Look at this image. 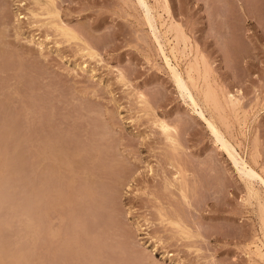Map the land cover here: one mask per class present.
<instances>
[{"label": "rangeland", "instance_id": "rangeland-1", "mask_svg": "<svg viewBox=\"0 0 264 264\" xmlns=\"http://www.w3.org/2000/svg\"><path fill=\"white\" fill-rule=\"evenodd\" d=\"M47 1L0 0V264H264V187L250 197L180 95L144 7ZM147 2L171 63L264 178V0Z\"/></svg>", "mask_w": 264, "mask_h": 264}, {"label": "bare ground", "instance_id": "bare-ground-1", "mask_svg": "<svg viewBox=\"0 0 264 264\" xmlns=\"http://www.w3.org/2000/svg\"><path fill=\"white\" fill-rule=\"evenodd\" d=\"M138 1V4L140 3V5H142V7H144V9H145V13H146V15H144L145 17H146V20H147V24L150 26V28L153 30V32L152 33H154V35H155V37L156 38H154V39H156V41L159 43H157V45H159V49H160V51H161V53H163V56H164V61H165V64L167 65V67H168V70H169V72L171 73V76H172V79H173V81H174V83H175V85H176V89H178L179 90V92H180V95L184 98V100H185V102H187L188 103V106L190 107V109L198 116V118L207 126V129L209 130V132L211 133V135L215 138V140L218 142V144H220V147L225 151V153L227 154V156H228V159L231 161V163L233 164V166H234V168H235V170L237 171V174L239 175L238 177H240L239 179L240 180H242V181H244V183H246V186H247V190H248V192H249V195H250V197H252V198H255V199H259V198H261V195H262V193H261V188H257V184L258 185H261V186H263L264 187V178L259 174V173H257L251 166H250V163L248 164L247 163V161L244 159V156L242 157L241 156V154L237 151V148H235L232 144H231V142L225 137V135L223 134V130L221 131V127H219L218 126V123H217V121L215 120L216 118H214V116L213 115H210V116H208V113L207 112H205L204 111V107H202L199 103V101L197 100V98H196V95H194V93H193V90H192V88H191V86H190V84L188 83V81L183 77V75H182V72H181V70L179 69V67H178V65L177 66H175V65H173V63H171V58H169L168 57V54H166V52H165V50L166 49H164V47L165 46H163V44H162V42H161V40L163 39L162 37V35H161V30H159L158 28H157V25H156V17H155V15H154V9L148 4V2H147V0H137ZM235 1V0H234ZM48 3H50V4H53V2H51V0L49 1H47ZM243 2V1H242ZM252 2V1H251ZM41 3V2H40ZM46 3V2H45ZM206 4V3H205ZM53 6V5H52ZM208 6H210V5H208ZM206 7V6H205ZM56 8V7H55ZM141 8V7H140ZM51 12V11H50ZM49 12V13H50ZM55 12V11H54ZM53 12V13H54ZM56 14V13H55ZM58 15H60V14H58ZM57 15V16H58ZM218 18V17H217ZM39 20V19H38ZM217 20V19H216ZM41 21V20H40ZM57 21V20H56ZM60 21H61V19H60ZM224 22V21H223ZM35 23V22H34ZM38 23V22H37ZM57 23V22H56ZM227 23H228V21H227ZM56 25V26H55ZM53 27H56V30L55 31H57L60 35H63L64 37H67V38H72V39H79V36H78V34L74 31V29H72V28H70V27H68V25H66V24H64L63 22H60V23H57V24H55ZM45 29V28H44ZM53 30V29H52ZM18 34V33H17ZM219 37V36H218ZM162 38V39H161ZM28 41V40H27ZM35 46V45H34ZM83 47V46H82ZM92 55V54H91ZM171 59V60H170ZM122 78V77H121ZM139 98V97H138ZM140 98H144V95L143 94H141V97ZM148 105V104H147ZM140 106V105H139ZM136 120V119H135ZM158 120V119H157ZM158 124H159V128H160V130H161V133L165 136V138L167 139V141H169L172 145H174V146H176L177 144H178V141H177V139H176V133H177V129L175 128V127H172V126H170L166 121H164V120H161V119H159V122H158ZM84 134V133H83ZM37 141V140H36ZM216 142V143H217ZM35 143V142H34ZM37 143H39V142H36V151L39 149V148H37V146H39V144H37ZM32 144V143H31ZM40 144H42V142L40 143ZM44 144H45V142H44ZM47 145V144H46ZM64 145V144H63ZM45 146V145H44ZM60 146H62V145H60ZM58 147V146H57ZM171 147V146H170ZM43 148V147H42ZM49 148V147H48ZM68 150V149H67ZM67 150H65V151H67ZM33 151V150H32ZM39 151V150H38ZM68 151H70V150H68ZM64 152V154L63 153H58V154H63V155H60V157H59V155L57 156V151H53V152H56L55 154H53V153H51V152H47L48 153V157H49V155H51V157L52 156H54L55 158H57V157H59V159H58V161H56V160H54L56 163L57 162H60V164L61 165H59L60 167H61V169L62 170H64V172H62V170H60L59 169V171H58V168H59V166H58V168H56L55 170L56 171H58V173L53 169V168H55V167H57L56 165L55 166H53L54 165V163L52 162V161H50V163H52L51 164V166H53V172H55L54 174H59L61 177H63L62 179L65 181H63V183H66L67 181H66V179L68 180V177L67 178H64V175H68V174H70V175H68V176H72V172H74V170L72 169L73 167V165H71V161L73 162L74 160H77V159H75V158H73V159H70V161H69V155L70 154H66V153H69V152ZM40 152V151H39ZM45 152V151H44ZM71 152V151H70ZM78 152H81V151H78ZM77 151H76V153L74 152V154H77L78 153ZM35 153V152H34ZM38 153V152H37ZM36 153V156L37 157H39L40 156V154H37ZM51 153V154H50ZM73 153V152H72ZM83 153V152H82ZM46 154V153H45ZM81 154V153H80ZM3 155V154H2ZM66 155H68V158L66 157ZM71 156V155H70ZM76 157V155H72L70 158H72V157ZM46 157V156H45ZM46 158V160L47 159H50V158ZM63 157V158H62ZM66 157V158H65ZM53 158V157H52ZM37 159H39V158H37ZM227 159V160H228ZM36 160V159H35ZM95 160V159H94ZM100 160V159H99ZM40 161V160H39ZM48 161V160H47ZM49 162V161H48ZM48 162H46V163H48ZM75 163H74V165L76 164V162L77 161H74ZM50 163H48V164H50ZM41 166V165H40ZM50 166V165H49ZM39 167V166H38ZM175 167V166H174ZM37 168V167H36ZM40 168V167H39ZM38 168V169H39ZM74 168H77V167H74ZM40 170V169H39ZM73 170V171H72ZM77 170V171H76ZM75 170V172L76 173H74V176H75V174H78L77 176H75V179H78V176H79V172H78V169H76ZM62 173H61V172ZM182 171V170H181ZM235 171V172H236ZM36 172H39L37 169H36ZM67 174H66V173ZM48 173V172H47ZM61 173V174H60ZM65 173V174H64ZM86 174V172H84L83 171V175H85ZM185 173V172H184ZM49 174V173H48ZM91 174H93V173H91ZM91 174H89L90 175V178H88L89 177V175L87 174V175H85V177L86 176H88L87 177V179H91ZM180 174V173H179ZM59 175H57L58 177H59ZM63 175V176H62ZM183 175V174H182ZM48 176V175H47ZM52 176L53 175H51V177H49V178H52ZM183 176H186V173L183 175ZM54 177H55V175H54ZM77 177V178H76ZM70 178H72V177H70ZM187 178V177H186ZM185 178V179H186ZM58 181V180H57ZM70 181V180H69ZM67 182L68 184H70V182ZM72 181H74L75 182V180H73L72 179ZM44 182V181H43ZM52 182V181H51ZM88 182V181H87ZM164 182H166V181H164ZM49 183V182H48ZM76 183L77 182H75V185H76ZM67 184V185H68ZM165 184V183H164ZM67 185H65V187L67 186ZM71 185V188H73L74 186V184H70ZM87 185V184H86ZM95 185V184H94ZM167 185V184H166ZM184 186V185H183ZM186 186V185H185ZM48 187V186H47ZM54 187V186H53ZM63 187V186H62ZM68 187V186H67ZM41 188V187H40ZM70 188V187H69ZM63 189V188H62ZM62 189L61 190H58V188H57V191H62ZM67 188H65V191H68V190H66ZM74 189V188H73ZM73 189L71 190L70 189V192H73ZM188 189V188H187ZM186 189V190H187ZM53 190V189H52ZM81 190V189H80ZM181 190V189H180ZM88 193H89V191H88V189L86 190ZM94 191V190H93ZM62 192H64V191H62ZM70 192H69V194H68V197L70 196V195H72V194H70ZM77 192V191H76ZM90 192H91V190H90ZM181 192V191H180ZM66 193L67 192H64L63 193V195H62V193H61V196L63 197L64 196V198H65V195H66ZM38 194H39V192H38ZM50 194V193H49ZM79 194V193H78ZM83 195V194H82ZM91 195V194H90ZM89 194H88V196L89 197H92V195L90 196ZM58 196V195H57ZM61 196H58L59 198L61 197ZM67 196V195H66ZM72 196H74V195H72ZM70 197L69 199H70V203H71V199H73V197ZM50 197V196H49ZM68 197L66 198V200H65V202H62L60 199H58V200H60L61 201V203H59V205H63L64 203L65 204H67L69 201H68ZM75 197V196H74ZM183 197L185 198L184 200H186L187 199V197H186V195H184V193H183ZM189 197V196H188ZM44 198V197H43ZM85 198V197H84ZM95 198V197H94ZM79 199V198H78ZM263 199V198H262ZM62 200H63V198H62ZM82 200V198L79 200V201H81ZM85 199H83L82 201H84ZM90 200V199H89ZM57 201V200H56ZM78 202V201H77ZM40 203V202H39ZM58 203V202H57ZM72 203H73V200H72ZM72 203L70 204V205H72ZM75 203V202H74ZM164 203V202H163ZM162 203V204H163ZM50 204H51V202H50ZM79 204V203H78ZM190 204V203H189ZM44 205V204H43ZM68 205H69V203H68ZM83 205V204H82ZM58 206V205H57ZM64 206V205H63ZM64 207H66V205L64 206ZM72 206H70L69 207V209L71 208ZM60 208V207H59ZM73 208V207H72ZM102 208V207H101ZM63 208H60V210H62ZM66 210H68V208L66 207V209H63L62 211L63 212H65ZM52 211V210H51ZM61 211V212H62ZM62 212V213H63ZM58 213L60 214V211H58ZM61 213V214H62ZM167 213V212H166ZM66 215V214H65ZM51 218V217H50ZM58 218V217H57ZM77 218V217H76ZM80 218V217H79ZM79 218H78V220H79ZM166 218V217H165ZM178 218V217H177ZM75 220V219H74ZM61 221H63V220H61ZM55 222V221H54ZM76 222V221H75ZM77 222H79V221H77ZM39 223V222H38ZM52 223V222H51ZM60 223V222H59ZM182 223V222H181ZM172 224V223H171ZM76 225H77V223H76ZM80 225V224H79ZM82 225H83V222H82ZM50 226V225H49ZM78 226V225H77ZM70 228H72V227H70ZM74 228V227H73ZM83 228V227H82ZM84 229H85V227H84ZM179 229V228H178ZM73 230V229H72ZM76 230V229H75ZM64 232V231H63ZM79 232V231H78ZM38 234V233H37ZM59 234V233H58ZM73 234V233H72ZM77 234V233H76ZM56 235V234H55ZM74 235V234H73ZM57 236V235H56ZM79 236V235H78ZM74 237V236H73ZM50 238V237H49ZM59 239V238H58ZM72 239V238H71ZM78 241V240H77ZM64 244V243H63ZM67 249V248H66ZM71 251V250H70ZM55 253V252H54ZM1 255V254H0ZM19 255V254H18ZM15 257V256H14ZM6 259V258H5ZM12 259V258H11ZM2 263V262H1ZM15 263V262H14ZM6 264V263H5Z\"/></svg>", "mask_w": 264, "mask_h": 264}]
</instances>
